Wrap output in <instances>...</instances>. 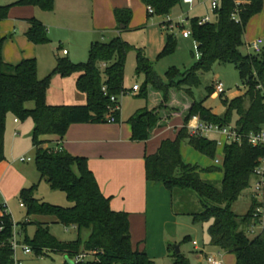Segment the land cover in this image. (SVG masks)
I'll list each match as a JSON object with an SVG mask.
<instances>
[{"label": "trees", "instance_id": "trees-1", "mask_svg": "<svg viewBox=\"0 0 264 264\" xmlns=\"http://www.w3.org/2000/svg\"><path fill=\"white\" fill-rule=\"evenodd\" d=\"M142 2L153 8L152 13L148 12L150 15L168 16L183 1ZM16 5L37 6L44 11H52L54 0H17L0 6V21ZM263 7L264 0H244L240 4L236 0H219L214 20L200 24L199 17L192 18L191 32L200 57L195 66L183 74L176 68H170L166 74L167 81L155 72L147 58L139 52L137 71L146 74L140 94L148 98V84L151 83L162 96L157 95L160 100L154 108L144 107L128 119L132 127V139L146 141L152 137L154 129L166 125L171 118L172 113H162L160 110L169 108L167 104L174 99L180 100L178 94L171 93V88L180 90L184 87L186 91L193 92V88L201 83L200 73L210 72L216 62H231L237 66L246 87L243 95L224 99L226 111L223 114L214 113L204 106L203 101H195L183 114L184 125L178 130L176 138L164 139L155 153L145 156L148 181L160 183L170 191L172 208L177 214L180 213L175 205L179 203L181 212L191 215L195 222L209 223L210 245L234 253L235 264H264V229L252 234V228L259 223L255 211L262 203L253 197L245 214L240 215L233 210V204L250 187L254 171L264 157V146L252 145L246 138L249 133L264 127V47L259 53L244 54L241 51L245 45L248 22ZM234 13H237V17L233 16ZM115 16L119 25L128 28L133 14L130 10L117 8ZM27 21L29 26L25 35L30 41L36 44L50 42L47 27L42 21L35 17ZM4 41L5 37L0 38V163L6 159L5 136L10 115L18 121L31 117L35 125L32 132V143L36 150L35 165L41 179L53 189L65 192L72 204L63 207L37 198L36 184L20 191L22 204L27 208L28 217H55L58 223L75 226L78 234L77 239L60 241L46 223L27 220L22 224L24 227L35 223L37 228L32 238L26 235L25 244L38 256L52 251L73 260L81 252L93 254L90 259L74 264H154L146 250L133 248L129 213L112 209L111 198L101 191L88 159L72 155L60 145L42 139L45 135L63 138L72 124L108 122L106 117L114 105L111 97L127 93L124 76L129 43L120 36L107 42L95 41L91 44L86 62L75 63L67 57L57 56L54 71L45 78H39L36 59H23L15 65L4 61ZM175 42L174 35L169 34L161 55L172 51ZM75 73H79L77 88L87 95V102L76 105L48 104L47 94L53 75L67 77ZM208 91L212 94L213 87H208ZM30 101L34 103L33 108L27 107ZM234 113L237 114L234 127L244 138L241 143H225L221 166L202 168L184 161L180 150L184 140L211 158H216L218 152L217 140L190 134L188 123L192 117L200 116L205 122L228 126L232 123ZM114 115L119 121L121 110ZM203 172H222L220 186L214 181L203 179ZM2 206L0 204V208ZM0 223L4 225L0 230V264H12V239L17 223L11 213L0 217ZM189 239L186 236L183 242ZM171 257L174 264H190L189 258L183 253L175 251ZM63 264L69 263L65 260Z\"/></svg>", "mask_w": 264, "mask_h": 264}, {"label": "rangeland", "instance_id": "rangeland-1", "mask_svg": "<svg viewBox=\"0 0 264 264\" xmlns=\"http://www.w3.org/2000/svg\"><path fill=\"white\" fill-rule=\"evenodd\" d=\"M15 1L17 0H0V6L8 5ZM210 5L211 0H208L207 4L196 2L191 9L189 5L182 2L173 8L169 14L171 22L166 24H164L163 19H168V16L150 15L140 0H54V9L51 12H46L37 6L16 5L11 7L8 16L0 21V38L5 37L3 59L4 61L9 60L14 64L20 63L24 58L36 59L39 78H45L54 71L57 56L67 57L75 63L86 62L93 42H107L111 38L109 34L100 31L101 25L107 23L111 13H115V9L120 8L130 10L133 14V20L129 23L128 28L121 30L119 33V36L130 45L125 64L124 83L126 87L130 88L135 83L141 87L146 81L145 72L137 71L139 52L143 53L155 72L167 81L166 74L170 68H176L179 73L183 74L197 63L198 52L195 38L193 35L185 38L182 31L184 28L191 30V20L194 17L208 13L214 20L215 16L211 12ZM23 13L28 14V17L39 19L46 25L50 42L36 44L24 35L23 28L26 25L17 20V17L23 16ZM169 34H173L175 37V48L161 55L167 45ZM64 49H67L70 54L65 55L63 53ZM241 51L244 54L252 52L246 46H242ZM57 75L59 74L53 75L50 88H53L54 79ZM200 77L201 83L198 87L193 88V92L186 91L183 87L180 90L171 88V93L178 94L180 98L192 101L191 105L195 101H203L205 107L214 110L218 114H223L226 111V106L223 103L224 99H232L246 92L240 72L237 66L231 62H216L210 72L200 73ZM217 81H221L224 84L226 91L221 95L214 96L209 94L208 87L210 85L213 86L214 91ZM148 90L156 92L153 97L162 96V93L151 83L148 84ZM119 102L122 114L132 113L131 117L134 106L137 103L146 105V98L140 92H128L119 96ZM167 106L169 108H163L160 111L162 113H177L181 111L180 107H173L170 104H167ZM27 107L33 108L34 103L28 102ZM236 120L237 114L234 113L230 125L234 126ZM19 122V124L15 123L13 115H10L5 136V160L12 164L14 172L17 170L16 173L12 174L11 180H13L14 176V183H17L19 177L24 175L28 181L25 182L22 189L36 184L38 185L35 194L37 198L63 207L71 206L72 203L68 200L65 192L53 189L45 180L40 181V175L35 165L36 150L32 143V132L35 126L33 119L27 117ZM174 122H180L178 117L175 118ZM208 136L219 137L221 135L219 133H210ZM220 146L216 158H211L194 149L188 140L181 142L180 150L185 162L208 168L222 164L223 153ZM22 158H31V160L22 161ZM216 159L220 163L216 162ZM204 177L211 178V175H205ZM205 180L214 181L220 186L221 180L214 178ZM254 181L253 178L251 186L254 185ZM252 199V188L250 187L245 189L233 204V210L240 215L245 214L252 204ZM257 199L264 208V199ZM21 204L20 192L7 202L13 219L18 224V239L25 244L26 235L32 238L35 234V227L29 226L28 231L23 229L24 226L22 224L28 216L27 208ZM178 204L175 207L180 214H177L172 208L171 213L174 219H170L168 212H163L159 222L160 229L165 234L178 232V240L175 242V240L170 239L169 245L171 249L169 256L154 258V264H174L171 254L176 251L177 245H180L183 254L189 258L190 264H204V252H219L223 256L221 258L224 259L225 264H235L236 255L234 253L223 252L210 245L209 223L195 222L191 215L181 212V206ZM167 207L169 208L168 203ZM33 218L40 217L33 215ZM50 231L60 241H71L78 237L75 229L62 223L52 224ZM252 234L254 235L255 233ZM83 236H86L85 233ZM186 236H189L190 239L183 242ZM195 240L198 245L193 244ZM17 257L25 259L26 264H63L65 261L63 255L52 251H48L47 255L42 256L36 255L33 251V254L27 256L21 248L17 250Z\"/></svg>", "mask_w": 264, "mask_h": 264}, {"label": "crops", "instance_id": "crops-1", "mask_svg": "<svg viewBox=\"0 0 264 264\" xmlns=\"http://www.w3.org/2000/svg\"><path fill=\"white\" fill-rule=\"evenodd\" d=\"M140 1L142 5L148 10V7L142 2V0ZM207 3L208 0H204L200 4ZM207 14L208 13L205 15ZM27 15L28 14L23 13V16L17 17L18 21L23 22L26 25V27L23 28L24 35L29 26L27 20L31 18ZM205 15L197 17L200 18ZM263 15L264 7L260 13L254 15L248 22L245 32L244 46L258 38H262L264 40ZM166 20L167 18H164L163 22ZM260 21L261 23H259ZM101 26L102 27L100 31H103L104 33H107L111 36L109 41L114 37L119 36L121 30L126 29V27L122 28L121 25L118 24L115 13H111L107 23H104ZM69 54L70 52L68 51V53L65 55ZM5 62L14 64L9 60H5ZM78 77L79 73H75L67 77L57 75L54 79L55 82L53 88H49L48 90V104H85L87 102V95L78 90ZM135 84H133L130 88H127L124 84L125 88L127 89V93H139V91L132 90ZM155 94L156 92L154 93L153 91H149L148 98H146L145 102L146 105L137 103L133 108V114L136 112V110L138 111L144 107H148L150 109L154 108L160 100L158 96L153 97ZM212 94L214 96H218V94L215 92V88ZM191 103L192 101L186 100L184 98H180V100L177 98L174 99L170 105L180 107L181 111L172 113L171 118L167 121L166 125L159 126L154 129L152 137L146 141H134L132 139V127L130 123H128V118L132 113L122 114V109H120L121 115L119 121L76 123L69 127L63 138H60L58 135H45L42 137V139L46 141H50L55 145H60L72 155L84 156L88 159V165L95 174L101 191L105 196L111 198L112 209L115 211H125L129 213L133 248L146 250L152 259L157 257H168L170 252L169 241L170 239H173L175 242H177L179 234L178 232L173 234L170 232L169 234L166 233V235L162 229H160L159 222L163 212H168L170 219H174V216H172L171 213L172 197L170 191L162 184L148 181L146 177L145 156L155 153L164 139L176 138L178 130L184 125L183 114L189 109ZM212 111L216 113L214 110ZM177 117L180 122L175 123L174 121ZM14 122L17 124L20 123L19 121H16V118H14ZM220 135L221 136L219 137L212 136L209 138L220 142V149H222L223 153L224 145L228 140L226 136L222 134ZM218 165L221 166V164ZM16 172H14V167L12 164L6 162V160L0 163V204L7 203L12 198H14V196H16L21 191L22 187L25 185V182L28 181L26 176L21 175V177H19L17 180L18 182L14 183V176L13 180H11V176ZM205 175H211V178L217 180H222L223 178L222 172H203L201 174L202 178L211 179L209 177L205 178ZM42 180L43 179H41L40 176V181ZM3 200L5 201L3 202ZM167 203L169 208L167 207ZM38 216L40 218H33V216L26 217L25 221L29 220L31 222L39 221L46 223L50 230L52 224L58 223L55 218H50L49 216L44 215ZM31 225L35 227L36 231L37 227L35 223H30L29 225L23 227V229L28 231V228ZM17 228L18 224L16 225V233L18 232ZM181 253H183L182 250ZM216 253H218L219 256L223 258L219 252ZM24 254L30 256L33 254V251L29 254L24 252ZM207 254L208 253L204 252V264H206ZM17 259L26 264L25 259L19 257H17Z\"/></svg>", "mask_w": 264, "mask_h": 264}, {"label": "built area", "instance_id": "built-area-1", "mask_svg": "<svg viewBox=\"0 0 264 264\" xmlns=\"http://www.w3.org/2000/svg\"><path fill=\"white\" fill-rule=\"evenodd\" d=\"M184 4H187L190 6L192 9L193 6L195 5L196 2H203L204 0H182ZM244 0H236L237 4H240ZM219 6V0H211V12L214 13L217 7ZM148 12L152 13L153 8L148 7ZM234 17H237V13L233 14ZM213 19L209 14L200 17L199 18V23L204 24L207 22L212 21ZM171 19L168 17L166 21H164V24L170 23ZM173 27V25H172ZM184 27V26H183ZM182 34L185 38H189L192 36V32L189 29L184 28L182 31ZM263 43L264 40L262 38L255 39L249 43L246 44L247 49L259 53L261 52L263 48ZM196 48H197V43H196ZM64 54H67L68 51L66 49L63 50ZM198 52V58L200 57V52L197 48ZM259 87H262L261 85ZM104 90H106V87H103ZM133 91H139L140 86L138 84H135L132 88ZM225 86L221 81H217L215 84V92L217 94H223L225 92ZM111 100L114 102V105L110 107V112L107 115V121L108 122H116V116L114 115L115 112L119 111L121 109L120 103H119V96H112ZM16 121H18L16 119ZM188 128L190 131V134L192 135H198V136H206L209 138L208 134L210 133H219L227 137L228 141H237L241 143L243 141V135L239 133V131L231 125L228 126H221L219 124L215 123H210V122H205L201 119L200 116H194L188 123ZM248 142L252 145L259 146L263 145L264 146V127L257 131V132H251L246 136ZM218 145L220 144L219 141ZM22 161H30L31 158H22ZM216 162L219 163V160L216 159ZM254 185L250 187L252 188V197L254 198H260L261 200L264 199V157L260 159V164L256 167L254 171ZM249 187V188H250ZM3 206L0 208V217H3L4 215L10 213L9 208L7 203H1ZM23 206V204H21ZM263 206H258L255 211V215L259 217V223L252 228V233H257L260 232L261 230L264 229V210ZM71 228H75V226H69ZM4 228V225L0 223V230ZM194 245H198V242L195 240L193 241ZM12 247L14 249V262L12 264H24L22 261L17 259V250L21 248L25 253L29 254L32 253V248L27 245L21 243V241L17 237L16 233V225L14 226V237L12 239ZM92 253H87V252H81L78 255L75 256L73 259L74 262H83L92 257ZM206 264H225L224 260L219 256L218 253H208L206 255Z\"/></svg>", "mask_w": 264, "mask_h": 264}, {"label": "water", "instance_id": "water-1", "mask_svg": "<svg viewBox=\"0 0 264 264\" xmlns=\"http://www.w3.org/2000/svg\"><path fill=\"white\" fill-rule=\"evenodd\" d=\"M121 27L124 28L125 26L121 25ZM176 252L181 253L179 245L176 246ZM64 257H65V260H67L69 264H74V261L72 259H70L68 256H64Z\"/></svg>", "mask_w": 264, "mask_h": 264}]
</instances>
